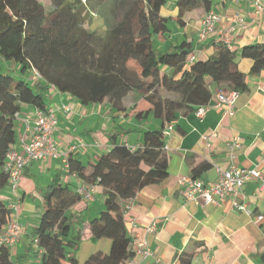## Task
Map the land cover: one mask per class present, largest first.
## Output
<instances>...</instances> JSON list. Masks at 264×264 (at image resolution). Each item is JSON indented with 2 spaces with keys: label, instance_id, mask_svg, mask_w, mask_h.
Returning <instances> with one entry per match:
<instances>
[{
  "label": "trees",
  "instance_id": "trees-1",
  "mask_svg": "<svg viewBox=\"0 0 264 264\" xmlns=\"http://www.w3.org/2000/svg\"><path fill=\"white\" fill-rule=\"evenodd\" d=\"M106 1L48 0L47 9L38 0H0V57L17 67L16 77L0 74V191L8 184L4 165L15 143V115L23 104L45 111L44 95L50 88L82 105L106 100L117 110H124V98L132 94L148 106L135 116L141 120L152 116L161 123L158 130L142 132L138 147L113 142L95 162L87 164L68 156L67 174L99 187L103 194V210L88 224L91 237L110 240L107 252L91 253L84 264H125L130 258L131 237L124 214L142 188L168 176L165 129L207 105L213 85L226 92L247 89V75L236 62L238 52L221 41L213 44L214 52L205 60L189 62L193 51L186 41L170 52L156 53L155 37L169 31L167 19L160 15L167 0H111L112 22L105 34L88 29L92 13ZM200 1L176 0L177 19ZM239 56L251 61L249 75L264 69V44L246 45ZM163 67L171 69V74L163 72ZM33 72L40 79L30 83L27 78ZM80 200L69 184L55 182L47 187L43 211L32 233L40 264L78 263L75 250L82 230L71 234L72 217L67 211ZM12 216L0 199V237ZM194 256L182 253L176 264H193ZM0 264H16L10 247L2 242ZM260 264H264V250Z\"/></svg>",
  "mask_w": 264,
  "mask_h": 264
},
{
  "label": "crops",
  "instance_id": "crops-1",
  "mask_svg": "<svg viewBox=\"0 0 264 264\" xmlns=\"http://www.w3.org/2000/svg\"><path fill=\"white\" fill-rule=\"evenodd\" d=\"M205 1L201 0L196 7L186 10L180 21L176 5L166 3L160 15L167 19V23L172 22L173 31L168 28L166 34L156 36L154 49L156 53L164 54L186 41L191 43L196 60H205L214 52L215 42L227 39L228 47L238 52L236 62L238 69L247 75V89L237 93L232 115L209 107L202 117H197V109L186 117H179L165 129L168 176L158 184L142 188L129 201L124 214L125 226L133 240L145 241L160 257V264H176L182 253H194L193 264H260V254L264 250V189L261 188L264 183V69L256 75H249L251 61L241 58L239 50L250 44H264V16L254 17L248 0H240L237 4H231L229 0ZM209 11L219 14L221 22L216 25L214 33L198 41L200 21ZM237 16L243 19L244 27L234 22ZM162 71L171 74V69L163 67ZM30 78L34 81L33 75ZM218 90L217 86H212V98L208 104H212L213 95ZM45 94L48 97L47 102L43 100L45 109L52 110L57 121L53 133L57 155L44 161L29 162L22 171L15 193L8 184L0 191V199L11 209L12 219L21 229L17 242L9 245L16 264L40 262L37 239L32 233L43 211V194L47 187L60 182L77 189L84 184L63 168V154L69 146L83 143L84 146L71 156L83 164L95 162L113 142L128 147L142 145V132L152 130L154 126V130H158L161 124L152 116L147 120L135 116V112L148 106L141 97L134 99L132 94L124 98V110L113 108L106 100L82 105L53 88ZM37 110L31 105L21 106L16 120L15 151L21 149L24 122L27 119L32 122ZM204 136L210 138L205 141ZM234 138H238L240 144L233 152L235 164L249 170L256 169L261 176V180L248 182L242 188L253 216L263 218L259 223L231 210L227 204L217 207L187 201L186 187L179 183L184 177L200 180L205 185L214 182L217 168L226 170L229 166L227 147ZM91 195V200L83 198L67 211L72 217L71 223L75 220L81 225V240L92 238L88 224L103 210L101 189L94 186ZM151 224H155L156 229L149 233L147 228ZM105 239L96 242L105 245L102 252H107L110 247V240ZM33 257L35 259L31 260ZM136 261L150 264L148 259L136 258Z\"/></svg>",
  "mask_w": 264,
  "mask_h": 264
},
{
  "label": "built area",
  "instance_id": "built-area-1",
  "mask_svg": "<svg viewBox=\"0 0 264 264\" xmlns=\"http://www.w3.org/2000/svg\"><path fill=\"white\" fill-rule=\"evenodd\" d=\"M253 8L254 17L264 16V0H248ZM231 4H237L240 0H229ZM221 22V16L216 12H207L200 21L197 38L198 41L206 39L207 35L216 31V25ZM234 22L244 27L243 19L237 16ZM223 43H227V39H223ZM227 45V44H226ZM192 54L189 57V62L195 59ZM33 79H40L38 73L33 72ZM214 100L212 104H207L196 111L197 117H202L209 107L213 109L222 110L225 114L232 115L235 111V100L237 93L226 92L218 90L213 95ZM211 105V106H210ZM16 120L19 118V113L15 115ZM25 129L20 137L21 149L15 151L12 149L6 156L4 165L5 171L8 173V185L13 193L16 192V186L20 180L21 174L25 166L31 161H44L56 157L57 143L53 139V133L57 124L54 112L52 110H37L35 118L32 122L28 119L24 122ZM210 137L204 136L203 139L207 141ZM238 138H234L227 147L229 166L226 170L217 168V178L211 184L205 185L202 181L181 178L179 183L186 187L185 198L187 201L193 202L196 205L221 206L227 204L231 210H235L249 217L254 223L262 221L261 216H253L252 210L248 207L244 194L242 192L243 186L254 180H261L258 170H249L238 167L234 162L233 152L239 147ZM84 146L83 143L69 146L67 151L63 154V168L68 169L67 158L70 154L76 152ZM83 186L76 189V192L81 196V199H92L91 190L94 186ZM264 189V183L261 186ZM132 227H135L132 224ZM156 229L155 224H151L147 228V232L152 233ZM21 229L13 218L6 226L5 231L0 237V242L6 245H12L17 242ZM131 248L133 255L127 260L125 264H138L136 258L141 260H149L150 264H160L161 259L149 247L145 241L133 240L131 238ZM199 264H206L202 262Z\"/></svg>",
  "mask_w": 264,
  "mask_h": 264
},
{
  "label": "rangeland",
  "instance_id": "rangeland-1",
  "mask_svg": "<svg viewBox=\"0 0 264 264\" xmlns=\"http://www.w3.org/2000/svg\"><path fill=\"white\" fill-rule=\"evenodd\" d=\"M44 7H46L47 9L49 8V2L48 0H38ZM167 5H174L175 4V0H167ZM111 4L112 1L108 0L106 1L100 8L98 11L92 13L91 15V20L89 19L88 23H87V28L97 32L98 35L103 36L106 32V29L108 27V25L112 22V17L109 13V10L111 8ZM172 22H168L167 26L168 28L172 30ZM174 26H177V24L174 22L173 23ZM174 29V28H173ZM155 41V39H154ZM1 73H9L12 76H17V67L14 63L11 62H6L4 61L1 57H0V74ZM29 80V82L31 83L32 80L31 78H27ZM36 90V88H35ZM44 100L47 102L48 101V97L47 94H45ZM153 118V117H151ZM156 121H158L157 119H155ZM152 130L156 129L155 126L154 128H151ZM88 163V161L85 162V164ZM75 219V218H74ZM78 220V219H76ZM80 224H76V221L74 220L73 223H71V234L74 235L78 232V229H80ZM107 240V239H105ZM98 242L97 239H94L93 237L90 238L89 240L87 239H82L77 247V249L75 250V257L78 261L77 264H84L85 259L93 252L95 251H103L102 247H104L105 245L103 243H97ZM105 242V241H104ZM35 259L34 257L31 259L33 260ZM38 264V263H36ZM40 264V262H39Z\"/></svg>",
  "mask_w": 264,
  "mask_h": 264
}]
</instances>
